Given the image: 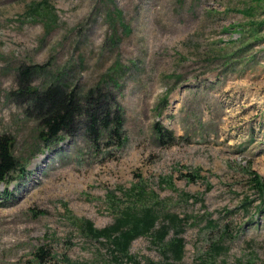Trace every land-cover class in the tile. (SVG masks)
<instances>
[{
	"label": "rangeland",
	"instance_id": "obj_1",
	"mask_svg": "<svg viewBox=\"0 0 264 264\" xmlns=\"http://www.w3.org/2000/svg\"><path fill=\"white\" fill-rule=\"evenodd\" d=\"M24 67L30 86L104 95L122 145L83 123L45 144L16 94ZM0 134L17 160L0 183V264H264L247 182L264 181V0H0ZM144 208L154 223L124 253L119 231L81 229Z\"/></svg>",
	"mask_w": 264,
	"mask_h": 264
},
{
	"label": "trees",
	"instance_id": "obj_2",
	"mask_svg": "<svg viewBox=\"0 0 264 264\" xmlns=\"http://www.w3.org/2000/svg\"><path fill=\"white\" fill-rule=\"evenodd\" d=\"M40 70L41 66H34ZM34 67H24L19 69L18 90L16 94L22 97H27V104L34 111L33 119L35 120L38 130V137L45 144L52 143L55 140L61 139L60 134H73L80 124L83 123L86 133L91 136L92 141L98 139L103 132L106 134L109 142L116 146L123 143L122 120L117 108H109L106 104V97L97 92L95 96L84 98L77 96L74 88H69L61 81H51L41 87L30 86L28 76L31 74V69ZM30 68V70H29ZM90 90L87 91L86 97L89 96ZM28 112V107L26 108ZM83 117V119H82ZM80 120V122H79ZM82 120V122H81ZM154 130L158 134L159 140H169L170 135H164L165 131H161L159 125H153ZM165 136V137H164ZM123 137V138H122ZM173 141V139H172ZM17 167V160L12 154L11 138L9 135L0 134V183L6 180L8 174ZM188 178L198 177V173H190ZM248 186L252 189L260 199L258 203L264 202V181L261 180L253 171L248 172ZM141 189H133L135 194H140ZM259 206V205H258ZM257 206V208H258ZM260 208H258L259 210ZM172 218V217H169ZM155 215L148 208L141 210L138 215L125 213L121 219L113 226L96 229L89 221H81V229L86 234L92 235L95 238L106 237L116 231L119 233L112 237V243L115 248L124 253L129 242L138 234L149 230L154 223ZM166 226L163 225L155 231V237L161 239ZM179 239L170 240L167 244L172 257H179ZM221 247L215 245L214 251ZM41 250V249H40ZM42 251V250H41ZM43 252V251H42ZM36 256H39L38 254ZM26 264H30L27 262ZM178 264V263H166Z\"/></svg>",
	"mask_w": 264,
	"mask_h": 264
}]
</instances>
